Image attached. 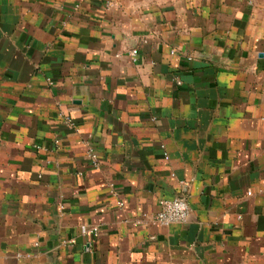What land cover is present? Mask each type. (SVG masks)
Instances as JSON below:
<instances>
[{
  "label": "crops",
  "instance_id": "crops-1",
  "mask_svg": "<svg viewBox=\"0 0 264 264\" xmlns=\"http://www.w3.org/2000/svg\"><path fill=\"white\" fill-rule=\"evenodd\" d=\"M0 264H264V0H0Z\"/></svg>",
  "mask_w": 264,
  "mask_h": 264
},
{
  "label": "built area",
  "instance_id": "built-area-1",
  "mask_svg": "<svg viewBox=\"0 0 264 264\" xmlns=\"http://www.w3.org/2000/svg\"><path fill=\"white\" fill-rule=\"evenodd\" d=\"M137 51H131L132 56H136ZM60 119L62 120L65 127L74 129L73 120L68 115L59 114ZM164 149L163 146H161ZM88 158L90 159L94 168H97L99 165L98 158L93 153L92 150L88 152ZM112 196H117V193L111 190ZM160 210L155 215L154 221L162 227H168L173 224H182L187 222L190 210L186 198L176 197L172 200H165L160 203ZM123 202L117 201V207L121 208ZM80 232L83 235H90L93 238L99 237V228L94 225H81Z\"/></svg>",
  "mask_w": 264,
  "mask_h": 264
}]
</instances>
